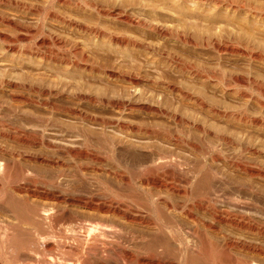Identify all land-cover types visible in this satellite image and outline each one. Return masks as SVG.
<instances>
[{"label":"rangeland","instance_id":"rangeland-1","mask_svg":"<svg viewBox=\"0 0 264 264\" xmlns=\"http://www.w3.org/2000/svg\"><path fill=\"white\" fill-rule=\"evenodd\" d=\"M246 1L264 6V0ZM11 93L29 101H15ZM47 100L55 107L41 104ZM112 100L122 107L111 106ZM66 106L77 116L65 113ZM118 115L158 129H180L204 142L218 145L216 136L224 135L263 149L264 17L187 0H0V123L31 131L35 139H24L37 146L31 150L43 149L65 164L59 191L76 184L78 192L90 194L89 176L113 178L104 169H90L94 158L103 165L130 163L163 150L175 158H205L184 144L101 125ZM252 118L257 124H250ZM247 131L256 134L249 137ZM5 141L16 145L17 139ZM48 142L77 144L88 156L41 147ZM221 150L230 154L232 147ZM20 165L39 176L60 169L39 162ZM214 165L236 189L243 175L223 161ZM254 182L260 187L256 192L264 191V182Z\"/></svg>","mask_w":264,"mask_h":264},{"label":"bare ground","instance_id":"bare-ground-1","mask_svg":"<svg viewBox=\"0 0 264 264\" xmlns=\"http://www.w3.org/2000/svg\"><path fill=\"white\" fill-rule=\"evenodd\" d=\"M187 1L245 9L264 17V6L254 1ZM11 96L15 101H29L24 95ZM41 104L55 107L48 100ZM111 104L116 109L122 107L118 100ZM62 108L76 115L74 109ZM106 118L100 121L105 128L111 125L137 138L160 137L166 144H184L205 158H175L169 150L161 154L157 150L159 155L150 152L152 155L130 163L122 160L103 165L94 158L90 169H104L113 178L92 174L90 194L78 192L76 184L63 192L58 188L65 181V164L43 154V149L31 150L37 146L24 140L35 137L31 131L0 123V264H264V191L256 192L260 187L254 185V180L264 182L262 146L216 134L218 145L232 147L226 154L216 143L192 139L180 129L141 125L121 115ZM250 124L257 121L252 118ZM11 139H17L16 145L6 143ZM56 144L48 142L41 147H63L71 155L88 154V149L76 143ZM217 160L243 175L236 189L234 182L229 184L225 174L219 173L214 165ZM22 161L60 169L55 175L39 176L20 165Z\"/></svg>","mask_w":264,"mask_h":264}]
</instances>
